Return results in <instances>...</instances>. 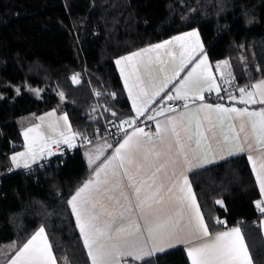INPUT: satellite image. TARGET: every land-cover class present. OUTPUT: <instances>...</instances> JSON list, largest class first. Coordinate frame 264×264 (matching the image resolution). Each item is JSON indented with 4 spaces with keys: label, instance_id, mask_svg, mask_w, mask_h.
Listing matches in <instances>:
<instances>
[{
    "label": "trees",
    "instance_id": "obj_1",
    "mask_svg": "<svg viewBox=\"0 0 264 264\" xmlns=\"http://www.w3.org/2000/svg\"><path fill=\"white\" fill-rule=\"evenodd\" d=\"M192 29L212 63L228 62L236 84L264 77V0H0V247L19 246L43 226L58 264H91L66 203L91 167L78 149L32 173L11 172L10 155L23 143L19 118L55 109L74 131L92 136L90 87L116 119L128 118L115 59ZM82 68L87 78L70 82ZM189 179L209 232L239 225L254 264H264L260 195L245 155ZM151 264L190 261L178 247Z\"/></svg>",
    "mask_w": 264,
    "mask_h": 264
},
{
    "label": "snow or ice",
    "instance_id": "obj_2",
    "mask_svg": "<svg viewBox=\"0 0 264 264\" xmlns=\"http://www.w3.org/2000/svg\"><path fill=\"white\" fill-rule=\"evenodd\" d=\"M159 49H163L164 51L163 53H158L156 59L160 63L167 62L172 65L170 69L172 76L165 77L156 90L155 96H149L147 93L134 95L133 88L137 86L139 77L137 76V80L131 85L128 83V78H125V87L128 90L135 115L121 120L118 124L110 121L118 132H123V135L115 145L105 143L98 146L95 150L85 153L92 175L66 201L76 219V225L91 264H129L128 261L124 260L126 257L131 258L132 261H140L142 264H151V258L157 253L164 252L166 247H171L173 240L182 242L177 236L175 226L170 231L165 230L172 223L171 218L157 224L155 227L149 226L147 228V239H145L139 226L129 219L128 214L132 209L130 207L124 208L120 204V196H123V193H120V196L115 194L116 189L120 186V170H123V175L130 182H133L134 173L130 170V166L135 165V172L137 173L141 169L155 166L149 160V157L153 155L159 157L161 153L156 150L154 137L159 138L163 142L165 135L171 131L177 138L176 144L181 149L179 154L184 155V145L180 143L179 137L180 130L187 132V129L184 128L182 123L178 124L174 119H168L162 127L157 122L154 133L146 132L145 128L137 123L139 117H144V120L147 121L154 120L156 115L164 114L165 108H161L155 115L151 114L152 105L159 102L155 97H159L165 103L174 99H186L180 90L176 88L175 84H173L172 89H168V84L173 78H179V83L185 88L194 87L197 94L193 98L196 100L203 101L205 99L203 95L205 91L210 92L215 90L217 95L220 96L221 88L216 82V77L211 70V66L207 63V54L196 31L177 35L170 40L151 45L150 48L132 52L127 56L120 57L115 63L120 65L122 61L131 62L134 57H140L144 52ZM161 56L165 57L166 60L161 59ZM222 63L226 67L228 66L227 61ZM161 70L163 71V69ZM215 71L221 73V80L228 84L232 83L233 77L231 72L224 75L220 65L216 66ZM121 72L123 74V69ZM181 72H185L183 77H180ZM78 76L79 74H75L71 77L74 84L79 82ZM250 89L240 87L238 88L239 97L229 94L227 98L238 100L241 104L259 103L264 105V80L251 84ZM172 91L176 92L175 96L171 94ZM60 95L63 97L64 94L60 93ZM257 95L259 96L258 100L256 99ZM220 99H225V97L220 96ZM184 107L186 108L187 104ZM198 111L205 113L212 111L234 113L237 118L247 116L254 135L257 134L259 125L257 139L260 143H264V108H261L259 111H248L247 108L225 107L220 103H203L199 106ZM146 113L148 114L146 115ZM48 115L52 116L54 113H48ZM111 115L115 117L117 113L113 111ZM253 117L256 119H252ZM204 118L208 119L207 115ZM39 119L43 121L44 117H40ZM59 119L64 121V128H60L58 122H56L49 123V133L42 131L39 124L28 127L23 131L22 135L26 141L25 147L27 148V152L15 153L11 157V161L16 168L23 167L28 169L37 160H43L45 157L58 154L51 150L52 145H55L59 149L61 144H65L71 149L75 146L73 141L78 136H83L86 143L91 142L86 134L72 130L66 114ZM143 122L141 121V123ZM129 128L131 131H128ZM240 131H244L243 123L240 126ZM57 136L59 138H56ZM225 140H227V137H225ZM196 143L198 146L199 140ZM106 148H111L113 151L101 160V155ZM229 154L231 155L232 153L230 152ZM18 157L24 158L22 164L18 160ZM248 159L253 165V172L256 173L261 193L264 194V160L260 162L259 171H257V165L252 156H249ZM96 161H100V163L96 164ZM185 163L189 164L187 158H185ZM93 164H95L94 167H92ZM161 167L163 165L156 167L155 172H152L148 176V179H152L156 172L160 171ZM189 167H191L190 164ZM141 179L143 181V177ZM151 187L152 185H149V188ZM168 190L171 191L172 189ZM159 191L160 188L157 187L152 196H156ZM178 192L177 203L181 207L187 203L188 207L194 210L193 218L196 224V231L202 237L207 238L200 244H193V246L187 247V255L191 264H254L249 247L240 228L216 232L214 235L209 233L187 176H183L182 183L178 187ZM140 193L141 188L135 187L138 201L137 207H143L148 199V197L141 199ZM105 195L107 196V200L111 202L110 206L102 204L100 209L97 210V203L100 197ZM124 198L127 200L126 196ZM216 203L222 205L223 202L217 200ZM261 210L264 211V208ZM105 215L112 219L104 221L103 217ZM133 228H135V232L132 231ZM125 233L134 236V239L122 241L121 237ZM189 243L192 244L193 242L190 240ZM7 264H56L55 257L52 254V246L47 239L45 227H39L38 231L28 239L21 241L19 246L15 247L14 254L10 256Z\"/></svg>",
    "mask_w": 264,
    "mask_h": 264
},
{
    "label": "crops",
    "instance_id": "obj_3",
    "mask_svg": "<svg viewBox=\"0 0 264 264\" xmlns=\"http://www.w3.org/2000/svg\"><path fill=\"white\" fill-rule=\"evenodd\" d=\"M192 31H196L198 33L199 40L200 42H202L199 32L196 29L184 31L177 35H182L184 33L192 32ZM172 37L167 38L165 40H170ZM165 40H162L157 43H162ZM157 43L151 45H155ZM151 45H148L141 49L150 48ZM163 51H164L163 49H159V50L144 52L141 54L140 57H134L133 61L131 62L122 61L120 65H117L115 63L117 73L120 77L125 96L130 105V116H134L135 113L132 108V102L129 97L128 90L125 87V78H128V83L129 85H131L133 84V82L137 80V76L139 77V82L137 83V86L133 88L134 95L138 93L140 94L147 93L149 96H155L156 90L159 88L160 83L165 79V77L172 76V73L170 71L172 65L167 62L160 63L156 59L157 54L163 53ZM131 53L132 52L127 53L120 57L127 56ZM120 57L116 58L115 61ZM161 59L166 60V58L163 56H161ZM221 62L222 61L212 63L209 60V58L207 61V63L211 66V70L213 74L216 77V82H217V78L221 76V73L215 71L216 66L220 65V67L224 69L223 64ZM122 69H123V74L121 72ZM161 69H163V71ZM133 73H135V75H133ZM184 75L185 72L180 73V77H183ZM261 80H264V77L249 82V85L246 88H249V90H251L250 85L259 83ZM173 84H175L176 88L180 90L181 94L186 97V99H179V100L187 104V107L186 108L183 107L180 110H168L166 108V103L168 101L165 103V101L160 100L159 97H155L159 102L157 104L152 105L151 114L155 115V113L159 112L161 108H165L166 111L162 115L155 116V119L152 120V129L149 132H153V133L155 132L156 130L155 126L157 122H159L162 127L164 126L165 121L168 119H174L175 121L178 122V124L182 123L184 128L187 129V132H185L184 130H180L178 128V130H180V137H179L180 143L184 145L183 147L184 155L179 154L181 152V149L176 144L177 138L171 133V131H169L165 135L163 142H161L159 138L154 137L156 150L161 153L159 157H156L154 155L149 157V160L152 161L155 166L148 167L146 169H141L140 172L138 173L135 172V165L130 166V170L134 173L133 182H130L129 179L123 175V170H120L121 171L120 186L118 189H116L115 194L117 196H120V193H123V196H120V204L123 205L124 208L130 207L132 209L131 212L128 214L129 219L135 222V224L139 226L140 231L143 233L145 239H147V235H148L147 228L149 226L155 227L157 224H160L171 218L172 223L169 224L165 230L170 231L172 230V227L175 226L177 231V236L182 242H176V240H173L172 246L166 247L164 252L178 247H182L187 255V250H186L187 247L193 246V244H200L204 242V240L207 238L202 237L196 231V224L193 218L194 210L190 209L187 203H185L183 207H181V205L177 203L176 198L177 196H179L178 187L180 183H182L183 176H187V178L189 179L190 173L200 170L204 167L210 166L212 164L224 161L230 157L239 154H244L248 162H249L248 157L252 156L253 160L257 165V171H259L260 162L264 160V143H260L257 139V135H259V125L257 129V134L254 135L251 129V124L249 123V118L247 116H242L237 118L234 113H218L215 111L205 113L198 111L199 106L203 103H212V104L220 103L223 104L225 107L247 108L248 111H259L261 108H264V105H261L259 103L241 104L238 102V100L228 99L227 97L229 96V94L224 95L223 97H225V99H222L219 102L206 101L205 99L203 101L196 100L193 98L194 95L197 94L194 87L185 88L179 83V78H173L172 81L168 84V89H172ZM227 85L231 86L232 83L231 84L227 83ZM165 91H167V89H165ZM207 94H217V93L215 90H212L210 92L205 91L203 93L204 97H206ZM161 95H163V93H161ZM231 95L234 96L233 94ZM256 99L257 100L259 99L258 95ZM48 113H54V115L49 116ZM147 114L148 113H146V115ZM63 115H65V113L59 112L55 109L48 110L39 115H35L26 128L39 124L41 125L42 131L49 133L50 132V129L48 127L49 123H56V122H58L60 128H64L65 127L64 121L59 119ZM205 115H207L208 119L204 118ZM40 117H44L43 121L39 119ZM139 119L144 120V117H139ZM252 119H256V118L253 117ZM242 123L244 124V131L241 132L240 126ZM209 129L211 130L209 131ZM23 131L24 130L21 131V135ZM225 137H227V140H225ZM78 138L79 136L76 137V139L73 141L75 146L71 149L78 148V143H77ZM197 140H199L198 146L196 143ZM22 141H23L22 147L10 155V160L15 153L27 152V148L25 147L26 141L23 135H22ZM101 142H106V141H101ZM65 146L67 147V145ZM96 148L97 147L93 149L91 148L88 151L95 150ZM112 151L113 149L111 148L104 149L101 155V160H103L104 157L109 155ZM230 152L232 153L231 155L229 154ZM82 155L85 159L86 156L85 154H83V152ZM185 158H187L191 167H189V164L185 163ZM23 159H24L23 157H18V160L21 162V164L23 163ZM47 159L48 157H45V159L43 160H37L35 164L43 162ZM95 163L98 164L100 163V161H96ZM160 165H163V167L160 168V171L156 172L155 176L152 179H148V176L151 175L152 172H155L156 167H160ZM249 165L253 172L252 163L249 162ZM94 166L95 164L92 165V167ZM10 169L11 171H20V170H24L25 168L23 167L16 168L11 161ZM91 175L92 172L86 180H88L91 177ZM253 175L260 195L259 199L256 202V208L259 210L258 213L260 215L258 219V224L260 226L264 238V211L261 210L262 208H264V194L261 193L259 183L257 182L256 173L253 172ZM142 177H143V181L141 179ZM149 185H152V187L149 188ZM135 187L141 188V193H140L141 199L148 197L143 207H137L138 201L135 194ZM157 187L160 188L159 193L156 196H152V193L155 191ZM170 188L172 189L171 191L168 190ZM125 196L127 197V200H125L124 198ZM110 203L111 202L107 200L106 195L100 197L99 202L97 203V210L100 209L102 204L110 206ZM196 203L199 207L197 199H196ZM199 211L202 214L200 207H199ZM73 218L76 225V219L74 215ZM111 219L112 218L107 215L103 217L104 221H110ZM204 223L206 225L205 220ZM232 228H240L241 230V227L239 225H235L232 227L219 230L217 232L229 231ZM77 230L80 235L78 228ZM132 231L135 232V228H133ZM209 233L214 235L216 232L214 233L209 232ZM132 239H134V236L128 235L127 233H125L121 237L122 241L132 240ZM190 240L193 242L192 244L189 243ZM14 250L15 249L9 250L8 248V249H4L3 252L1 251L0 264H7V261L10 258V256L14 254ZM159 254L161 253H157L155 256ZM155 256H153L151 259H153ZM124 260L128 261L129 264L141 263L140 261H132L131 258H127V257L124 258ZM56 264H58L57 260H56Z\"/></svg>",
    "mask_w": 264,
    "mask_h": 264
},
{
    "label": "built area",
    "instance_id": "obj_4",
    "mask_svg": "<svg viewBox=\"0 0 264 264\" xmlns=\"http://www.w3.org/2000/svg\"><path fill=\"white\" fill-rule=\"evenodd\" d=\"M75 74H79L78 80L80 82L84 81L87 78V71L85 68L79 69L74 71L68 76V79L70 82H72L71 77ZM217 82L220 85L221 92L220 96H224L227 94H233L234 96H239L238 88L244 87L246 88L249 83H244L241 85H238L235 83L234 79H232V85L228 86L227 83L220 79V76L217 78ZM73 83V82H72ZM90 93H91V101L89 103L88 109L86 111L87 117L89 120L96 122L98 125L95 127L94 133L92 136H89L88 139L91 141L90 143H86L84 141V138L80 137L78 138V148L76 149H70L66 147L65 145H60L59 149L56 148V146H52L51 150L54 153H58L56 155L51 156L49 159L40 162L38 164L31 165L30 168L24 169L26 173H32L34 171V168L40 167L44 168L49 166L50 162L53 160H56V158L64 159L67 156H72L76 150L81 149L83 147L101 142L106 141L107 143H111L113 145L116 144V142L119 140V138L123 135V132H118L116 127H114L111 122H115L118 124L121 120L116 119V117L112 116L111 113L113 112V109L109 106V104L102 99V92L96 88V87H90ZM173 96L176 95L174 91L171 92ZM220 96L217 94H207L205 97L206 101H212V102H219L222 99H220ZM185 103L179 99H174L173 101H168L166 103V108L168 110H180L184 107ZM107 109V111H106ZM141 121H144L141 123ZM137 123L140 124L141 127L145 128L146 132H149L152 129V120H137ZM127 127V126H125ZM128 131H131L129 128ZM12 172V171H11ZM257 212L259 211L256 208ZM219 223V222H217Z\"/></svg>",
    "mask_w": 264,
    "mask_h": 264
},
{
    "label": "rangeland",
    "instance_id": "obj_5",
    "mask_svg": "<svg viewBox=\"0 0 264 264\" xmlns=\"http://www.w3.org/2000/svg\"><path fill=\"white\" fill-rule=\"evenodd\" d=\"M222 62H225V61H222ZM221 62V63H222ZM223 64V63H222ZM223 73L224 75L227 74L229 72V65L226 67L224 64H223ZM60 98L62 99L61 95L59 94ZM60 112V111H59ZM34 117V115H26V116H22L19 118V123L21 124L22 126V130H25L26 127L29 125V123L32 121V118ZM56 138H59L58 136ZM102 143H106V142H99V143H95V144H92V145H89V146H86V147H83L81 148L80 150H82L83 154H85L86 152H88L89 149H93L95 147H98L100 145H103ZM62 145V144H61ZM87 150V151H86ZM86 156V155H85ZM50 157H48L49 159ZM87 156L85 158L86 162L88 163V160H87ZM9 250H12V249H15V246L11 243H8V244H4L3 246L0 247V254H1V251L3 252L4 249H8Z\"/></svg>",
    "mask_w": 264,
    "mask_h": 264
}]
</instances>
